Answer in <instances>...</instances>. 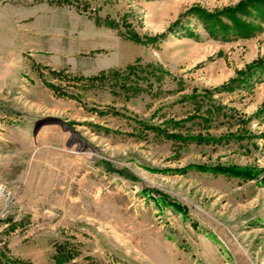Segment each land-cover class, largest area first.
Masks as SVG:
<instances>
[{
  "label": "rangeland",
  "instance_id": "obj_1",
  "mask_svg": "<svg viewBox=\"0 0 264 264\" xmlns=\"http://www.w3.org/2000/svg\"><path fill=\"white\" fill-rule=\"evenodd\" d=\"M75 1L0 0V248L33 264L65 241L75 264H264V63L248 70L262 3Z\"/></svg>",
  "mask_w": 264,
  "mask_h": 264
},
{
  "label": "trees",
  "instance_id": "obj_2",
  "mask_svg": "<svg viewBox=\"0 0 264 264\" xmlns=\"http://www.w3.org/2000/svg\"><path fill=\"white\" fill-rule=\"evenodd\" d=\"M59 2V4L64 3V2H68V3H72L75 0H56ZM257 3H262V5L264 6V0H256ZM75 3H77V1H75ZM80 3L78 2V5ZM239 8V7H238ZM96 22L98 24L102 23V19L100 17H96ZM110 27L114 28L117 27V23L115 21H107L106 22ZM134 39H136L137 41L140 40V38H135V36H132ZM264 63V60H260L256 63H254L253 65L250 66V68L248 70H253V69H258L260 68ZM123 70H118V69H114V70H110V71H103L102 73H100L99 76H95L93 79H98V78H106V79H110V80H115V82L118 81L119 78H121V73ZM129 71L131 73H135L136 72V67L135 66H130L129 67ZM113 83V81H112ZM114 85H116L115 83H113ZM126 83H123L122 86H125ZM203 169H205L204 167H202ZM215 171H220L223 173H227L229 175H234V176H238V177H245V178H250V179H254L259 177L261 170L259 168L256 167H252V166H239V165H231V166H216L213 168ZM119 173L125 174V172L123 170H117ZM264 180V176L262 178ZM161 194V197L169 200V197L166 194H162L161 192H159ZM173 206L177 207L178 209H180L181 211H184L185 213H187V207L186 206H182L180 203L173 201V200H169ZM79 250L77 248V246L71 244L69 241H65L63 243L57 244V248H56V254L54 255V260L56 262V264H75V262H73L74 258L79 255ZM0 264H33L32 261L30 260H25V259H20L17 257H13L10 256L6 253V251L2 248H0Z\"/></svg>",
  "mask_w": 264,
  "mask_h": 264
},
{
  "label": "water",
  "instance_id": "obj_3",
  "mask_svg": "<svg viewBox=\"0 0 264 264\" xmlns=\"http://www.w3.org/2000/svg\"><path fill=\"white\" fill-rule=\"evenodd\" d=\"M42 123H59L61 124L66 130H70L75 134L76 139L79 141V143L82 146V150H85L89 147L90 144L85 143L84 140L81 138V136L78 134L77 131H74V129L65 123L64 120L58 119V118H47L42 121Z\"/></svg>",
  "mask_w": 264,
  "mask_h": 264
},
{
  "label": "built area",
  "instance_id": "obj_4",
  "mask_svg": "<svg viewBox=\"0 0 264 264\" xmlns=\"http://www.w3.org/2000/svg\"><path fill=\"white\" fill-rule=\"evenodd\" d=\"M3 191V188H2V186H0V193Z\"/></svg>",
  "mask_w": 264,
  "mask_h": 264
}]
</instances>
